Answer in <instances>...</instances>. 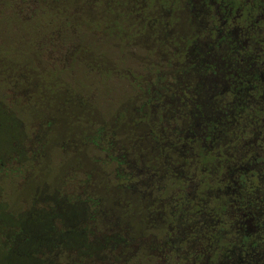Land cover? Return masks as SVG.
I'll list each match as a JSON object with an SVG mask.
<instances>
[{"label": "rangeland", "instance_id": "374dc122", "mask_svg": "<svg viewBox=\"0 0 264 264\" xmlns=\"http://www.w3.org/2000/svg\"><path fill=\"white\" fill-rule=\"evenodd\" d=\"M94 4L93 0H0V160H5L2 168L9 171L0 170L4 171L0 177L2 209L22 212L32 196L30 191L44 197L54 193L52 189L67 196L87 192L99 199L106 213L122 215L123 220L124 209L139 204L144 218L135 208L126 215L124 247L105 239L100 248L117 244L116 249L95 251L83 264H174L184 254L167 247L158 251L155 240L167 245L171 239L181 240L186 230L159 220L154 211L149 210L147 217L140 204L143 196L136 193L144 189L138 184L120 193L115 174L116 157L129 167L155 159L146 124L153 122L155 74L169 66L166 55L172 41L154 42L149 34L154 31L147 23L138 37L135 30L117 29L114 20L118 19L109 18L108 24ZM169 16L167 23L156 24L157 30L165 26L173 33L178 30ZM176 99L182 101L184 96L176 95L173 101ZM204 99L198 91L190 94L195 125H199L202 107L209 106ZM142 118L145 122L139 126ZM183 143L181 136L167 139L165 152L171 165L178 161ZM19 165L21 172H15ZM128 175L134 176V172ZM196 180L203 185V176ZM155 190L145 189V193ZM61 209L72 222L73 205ZM11 216L14 223L22 214ZM112 220L108 225L99 224L97 232L108 234L119 227ZM7 224L1 218L0 229ZM15 251L6 264H25L23 252L27 249L15 247ZM61 258L62 264H78L70 253Z\"/></svg>", "mask_w": 264, "mask_h": 264}, {"label": "flooded vegetation", "instance_id": "af4514ba", "mask_svg": "<svg viewBox=\"0 0 264 264\" xmlns=\"http://www.w3.org/2000/svg\"><path fill=\"white\" fill-rule=\"evenodd\" d=\"M93 1L108 24L109 18L118 19L117 29L135 30L138 37L147 23L154 42L172 41L169 66L155 74L154 123L146 124L156 156L143 165L155 167L124 171L127 178L134 172L129 186L144 189L136 193L143 196L147 217L154 211L159 220L186 230L181 240L167 245L155 240L156 250L184 254L174 264H201L203 259L205 264H264V0ZM169 15L178 30H157ZM193 91L209 105L202 107L199 125L190 105ZM176 95L184 99L173 101ZM144 122L139 119L138 125ZM171 136H181L184 143L178 161L162 166ZM137 206L123 208L124 221L132 208L144 218Z\"/></svg>", "mask_w": 264, "mask_h": 264}, {"label": "trees", "instance_id": "16d2710c", "mask_svg": "<svg viewBox=\"0 0 264 264\" xmlns=\"http://www.w3.org/2000/svg\"><path fill=\"white\" fill-rule=\"evenodd\" d=\"M151 104L156 105V101ZM152 113L154 114V112ZM7 117L9 119L13 116L8 115ZM50 126L51 123L50 125L47 124V127ZM177 131L179 130L176 129L174 132ZM21 152H24L22 148ZM17 155L19 159L24 160L19 154ZM33 155L34 153H32ZM4 161L0 160V170L8 173V170L2 168ZM24 161L28 162L26 158ZM148 161L152 160L148 159ZM160 162L165 166L171 165L168 157L161 158ZM183 162L186 161L183 160ZM127 164L128 162L118 160V157L115 158V174L118 182L116 190H119L120 193H123L126 188H133L129 186V175L128 178L124 175ZM137 164L134 167L139 168ZM19 166L15 169V172H21L22 165ZM143 166L148 167L147 165ZM4 171H0V177H2ZM52 191L54 193L44 197L36 190L34 192L33 190L30 191L32 196L22 212H8L5 208L2 209L3 201L0 193V222L1 218L6 219L8 222L4 228L0 229V251L4 252V254H0V264L10 262L9 257L12 258V254L16 252L15 247H25L27 249L23 252L25 253V264H62L61 257H65L69 253L75 263L83 264L90 261V257L95 255V251L108 252L111 249H116L117 244L111 246L106 244L100 248L102 243H106L105 239L118 243L119 247L124 244V220L122 215L119 217L114 213H106L102 209L103 206H101L99 199L90 196L87 192L80 196H67L59 193L57 189H52ZM72 200L73 202H71ZM68 204L74 207L72 222L62 213L61 209V206ZM51 205L54 207L49 209ZM41 206H47L48 209L40 208ZM16 213L22 214V216L13 223L11 214L15 215ZM105 218L107 219L105 220ZM110 219H113L112 221H115L119 227L111 228L108 234L104 230L97 232L99 231L98 225H108ZM10 221H12V224L9 223ZM68 223L72 224L71 227L67 226Z\"/></svg>", "mask_w": 264, "mask_h": 264}]
</instances>
